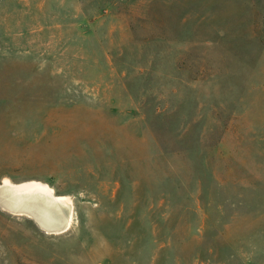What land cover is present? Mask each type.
<instances>
[{
    "label": "rangeland",
    "instance_id": "rangeland-1",
    "mask_svg": "<svg viewBox=\"0 0 264 264\" xmlns=\"http://www.w3.org/2000/svg\"><path fill=\"white\" fill-rule=\"evenodd\" d=\"M5 176L0 264H264V0H0Z\"/></svg>",
    "mask_w": 264,
    "mask_h": 264
},
{
    "label": "crops",
    "instance_id": "crops-1",
    "mask_svg": "<svg viewBox=\"0 0 264 264\" xmlns=\"http://www.w3.org/2000/svg\"><path fill=\"white\" fill-rule=\"evenodd\" d=\"M5 178H8L10 180H12V178L10 177H1L0 180H4ZM8 195L12 198V202L10 200V198L8 197ZM13 196L15 198V200L18 198V190H13V191H8L4 189V184L0 185V210L9 218H11V220H17V219H28L30 221L35 222L39 228L41 229H48V228H63L65 223L67 222V214L68 211H64V215L61 218L58 226L54 227L52 225H47V224H43L41 223V221L34 215V210L29 209L28 207H19L20 205L14 204L13 203ZM18 202V201H15Z\"/></svg>",
    "mask_w": 264,
    "mask_h": 264
},
{
    "label": "bare ground",
    "instance_id": "bare-ground-1",
    "mask_svg": "<svg viewBox=\"0 0 264 264\" xmlns=\"http://www.w3.org/2000/svg\"><path fill=\"white\" fill-rule=\"evenodd\" d=\"M33 184L41 186L39 183L34 182V181H33ZM26 185H28V184H26ZM5 186L8 189H10V191H13V190H15V187L17 185L13 184L9 179H6ZM41 187L46 189V190H48L51 194L54 193V190L52 188L46 186V185L45 186H41ZM55 197L57 198V200L61 201L62 203L66 204V205H70L71 204V201H70L69 197H67V196H55ZM71 219H72V213H71L70 208H69V221H71ZM69 226H70V223L67 225L65 231L68 230Z\"/></svg>",
    "mask_w": 264,
    "mask_h": 264
}]
</instances>
